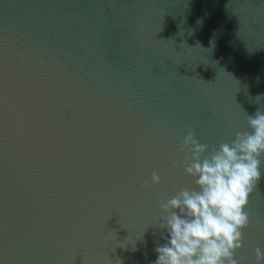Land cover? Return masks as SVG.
<instances>
[{
    "label": "water",
    "instance_id": "water-1",
    "mask_svg": "<svg viewBox=\"0 0 264 264\" xmlns=\"http://www.w3.org/2000/svg\"><path fill=\"white\" fill-rule=\"evenodd\" d=\"M258 109L264 0H0V138L182 164Z\"/></svg>",
    "mask_w": 264,
    "mask_h": 264
},
{
    "label": "clouds",
    "instance_id": "clouds-1",
    "mask_svg": "<svg viewBox=\"0 0 264 264\" xmlns=\"http://www.w3.org/2000/svg\"><path fill=\"white\" fill-rule=\"evenodd\" d=\"M247 123L250 132L237 131L230 142L210 151L191 129L184 135L178 150L186 155L180 166L193 178L195 188H182L161 203L165 215L160 228L167 236L155 248L157 259L152 264H238L235 253L242 247V230L250 223L244 209L261 180L264 112L258 109L248 115ZM159 182L153 171L151 184ZM255 257L259 264L264 252L256 248Z\"/></svg>",
    "mask_w": 264,
    "mask_h": 264
}]
</instances>
